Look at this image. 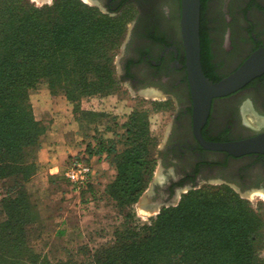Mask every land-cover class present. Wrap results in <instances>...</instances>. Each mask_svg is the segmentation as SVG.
Here are the masks:
<instances>
[{
  "label": "trees",
  "instance_id": "1",
  "mask_svg": "<svg viewBox=\"0 0 264 264\" xmlns=\"http://www.w3.org/2000/svg\"><path fill=\"white\" fill-rule=\"evenodd\" d=\"M123 29L79 0H55L36 8L24 0H0V181L12 180L2 198L0 264H52L28 240L39 219L25 185L36 174L44 127L33 112L30 92L45 81L52 96L80 107L83 98L113 87V60ZM133 115L121 151L109 152L116 176L105 192L125 211L113 245L90 263L72 258L58 264H264V220L230 189L190 191L177 206L148 222L133 210L156 167L155 143L145 121ZM88 149L82 159H101ZM93 184L86 189L92 190Z\"/></svg>",
  "mask_w": 264,
  "mask_h": 264
},
{
  "label": "flooded vegetation",
  "instance_id": "2",
  "mask_svg": "<svg viewBox=\"0 0 264 264\" xmlns=\"http://www.w3.org/2000/svg\"><path fill=\"white\" fill-rule=\"evenodd\" d=\"M80 1L126 27L119 80L138 96L160 98L173 106L158 153L165 176L153 181L148 207L172 204L184 188L205 184H226L248 195L264 193V154L234 157L208 150L194 132L181 0ZM200 39L203 72L218 82L264 48V0H201ZM261 133L264 74L239 91L213 100L201 138L207 143H226Z\"/></svg>",
  "mask_w": 264,
  "mask_h": 264
},
{
  "label": "rangeland",
  "instance_id": "3",
  "mask_svg": "<svg viewBox=\"0 0 264 264\" xmlns=\"http://www.w3.org/2000/svg\"><path fill=\"white\" fill-rule=\"evenodd\" d=\"M24 1L36 8L49 7L55 2V0L47 3ZM115 21L119 28L123 29V38L113 60L115 78L113 87L104 94L83 98L78 109H75L64 95L52 96L49 85L45 81L30 92L29 100L34 116L44 127V134L40 138L37 151V172L25 185L31 204L39 212L40 219L37 223L53 216L55 208L62 210L61 205H64V202L74 200L69 204L74 211L68 209L67 220L69 221L63 224L66 227L62 231L64 238L56 234L55 228L48 231L49 236L45 239L32 240L28 236L29 243L34 244L37 251L46 256L52 264L65 262L70 258L90 263L101 249L113 245L114 232L122 225L126 210L118 208L114 200L105 192L106 187L116 176L115 167L108 155L113 151L122 150L126 132L123 125L128 123L133 115L139 114L140 117L144 115L145 129L156 146V167L153 178L143 195L151 191L155 179H162L165 176L158 165V153L166 140L170 127L169 116L173 106L160 98L138 96L127 84L119 80L121 71L119 60L122 57L120 48L126 27ZM88 149H94L95 152L103 150L104 154L100 160L104 164L96 163L94 166L91 161L92 190L79 191L65 178L64 171L73 158L88 157ZM12 186L13 181L10 179L0 181V223L6 220L1 200L9 193L15 194V191L11 190ZM219 188L230 189L241 199L248 201L251 208L264 220L263 192L248 195L220 183L184 188L175 202L161 207L160 211L163 208L177 206L181 197L190 191L218 190ZM65 192H77L78 197L76 199L67 197ZM145 206L148 207V202L140 201L133 207L136 217L141 222H148L150 218L156 216V213L151 214L149 208H143ZM75 219L80 221L76 222ZM258 255L259 258L264 259L263 250Z\"/></svg>",
  "mask_w": 264,
  "mask_h": 264
},
{
  "label": "water",
  "instance_id": "4",
  "mask_svg": "<svg viewBox=\"0 0 264 264\" xmlns=\"http://www.w3.org/2000/svg\"><path fill=\"white\" fill-rule=\"evenodd\" d=\"M181 5V31L187 53L189 83L194 108V132L196 136L202 142L205 149L227 152L234 157L248 154H264V133L241 141L226 143H207L203 142L201 138V130L210 114L213 100L227 97L239 91L251 81L264 74V48H260L253 53L232 74L218 82L210 81L205 76L201 64V0H181ZM150 192L144 194L139 202H149L151 197ZM143 208L149 207L145 206ZM148 210L152 212L151 214L156 213L158 215L160 213L159 206L151 207Z\"/></svg>",
  "mask_w": 264,
  "mask_h": 264
},
{
  "label": "crops",
  "instance_id": "5",
  "mask_svg": "<svg viewBox=\"0 0 264 264\" xmlns=\"http://www.w3.org/2000/svg\"><path fill=\"white\" fill-rule=\"evenodd\" d=\"M91 161L93 162L94 166H96L95 164H104L103 161L100 160L99 157L94 156L93 158H91ZM65 196L67 197H78V193L77 192H73V193H69V192H65ZM74 201V200H72ZM72 201L69 202H64V205H61V208H55L54 210V214L53 216H51L50 218L46 219L45 221L39 222L37 224H34L31 226V228H29L28 230V236L30 239L32 240H38V239H45L47 238L48 235V231L52 228H55L56 230V234H58L61 238H64V233L62 232L66 227L63 225L65 223V221H69L67 220L68 218V214H69V210L71 209V211H74L72 208H70V203ZM76 209H78V207H75ZM76 222H79L80 219H75Z\"/></svg>",
  "mask_w": 264,
  "mask_h": 264
},
{
  "label": "built area",
  "instance_id": "6",
  "mask_svg": "<svg viewBox=\"0 0 264 264\" xmlns=\"http://www.w3.org/2000/svg\"><path fill=\"white\" fill-rule=\"evenodd\" d=\"M64 176L74 188L80 191L93 183V168L82 158H73L65 169Z\"/></svg>",
  "mask_w": 264,
  "mask_h": 264
},
{
  "label": "bare ground",
  "instance_id": "7",
  "mask_svg": "<svg viewBox=\"0 0 264 264\" xmlns=\"http://www.w3.org/2000/svg\"><path fill=\"white\" fill-rule=\"evenodd\" d=\"M156 211V210H155Z\"/></svg>",
  "mask_w": 264,
  "mask_h": 264
}]
</instances>
